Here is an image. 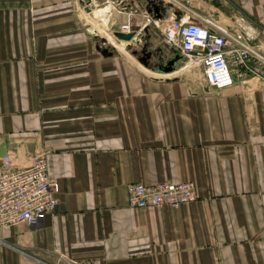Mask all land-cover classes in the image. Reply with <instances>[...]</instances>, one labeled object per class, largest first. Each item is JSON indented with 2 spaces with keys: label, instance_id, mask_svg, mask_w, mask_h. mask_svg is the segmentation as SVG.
Masks as SVG:
<instances>
[{
  "label": "crops",
  "instance_id": "obj_1",
  "mask_svg": "<svg viewBox=\"0 0 264 264\" xmlns=\"http://www.w3.org/2000/svg\"><path fill=\"white\" fill-rule=\"evenodd\" d=\"M155 1L160 17L264 33V0ZM148 5L0 0V144L20 166L44 154L60 187L51 213L0 228V264H264V82L216 92L187 77ZM126 23L142 41L114 36ZM108 36L173 69L139 68ZM160 181H191L198 198L128 206L129 184Z\"/></svg>",
  "mask_w": 264,
  "mask_h": 264
},
{
  "label": "built area",
  "instance_id": "obj_2",
  "mask_svg": "<svg viewBox=\"0 0 264 264\" xmlns=\"http://www.w3.org/2000/svg\"><path fill=\"white\" fill-rule=\"evenodd\" d=\"M145 12V24L151 23L154 18L147 7ZM159 21L164 39L187 58L186 65L201 69L206 87L219 92L241 79L257 77L264 82V33L247 29L243 17L228 27L194 13L178 19L162 16ZM122 31H130L128 23ZM13 157L9 152L0 157V228L32 223L51 213L58 202L60 187L48 173L45 155H33L24 166L14 163ZM127 194L128 206L134 209L178 208L198 198L191 181L131 183Z\"/></svg>",
  "mask_w": 264,
  "mask_h": 264
},
{
  "label": "water",
  "instance_id": "obj_3",
  "mask_svg": "<svg viewBox=\"0 0 264 264\" xmlns=\"http://www.w3.org/2000/svg\"><path fill=\"white\" fill-rule=\"evenodd\" d=\"M148 4L149 5L147 7V11L150 12V13L153 12L157 17H160L161 16L160 7L156 3V1L155 0H148ZM86 8H88L87 5H86ZM142 32L146 33L147 32V28H144ZM143 33H141V32L138 33V32H136L134 30H131L129 32L117 31V32H114V36L117 39L125 41V42H128V43L130 41H132L134 38H137V42H139V40L142 41V39H143L142 38L143 37ZM102 42L103 43H107V40L105 38H102ZM97 50L104 56H109V55L112 54V52H109L108 48H105L104 46L97 45ZM148 57H149V53L147 52V53L144 54V57H140L139 60L144 65H146ZM171 65H172V61L168 62V66H165V67H162V68H163V70H170L171 69ZM5 150H6L5 144L1 143L0 144V157L4 156L6 154Z\"/></svg>",
  "mask_w": 264,
  "mask_h": 264
},
{
  "label": "rangeland",
  "instance_id": "obj_4",
  "mask_svg": "<svg viewBox=\"0 0 264 264\" xmlns=\"http://www.w3.org/2000/svg\"><path fill=\"white\" fill-rule=\"evenodd\" d=\"M91 22V21H90ZM92 24H94L93 22H91ZM98 38H99V36H97ZM97 37H95V38H97ZM102 38H106L107 40H109L107 37H102ZM101 38V39H102ZM101 39L99 40H97V41H99L98 43H100L101 45L100 46H103V43L101 42ZM112 43H113V41H112ZM114 44V43H113ZM108 45V44H107ZM116 45V44H115ZM116 47H117V45H116ZM125 47V48H124ZM123 47V49L121 50V51H123V52H121V51H119L120 52V54H122V56H124V54H126V55H128V58H131V59H135V61H137V65H138V67L139 66H141V67H145L147 70H149V71H151V74H155L156 72H157V74L156 75H161V73L162 72H164L165 70H163V68L162 67H165V66H168V62L167 63H164V61H165V57H164V55H162V53H161V55H162V57H159V55L158 54H156V58L155 59H153V63L154 64H152V63H149V60L147 59V65H144L141 61H139V59L138 58H136L135 56H133V53L129 50V48L128 47H126V46H124ZM117 48H119V47H117ZM122 48V47H121ZM120 50V49H119ZM125 51V52H124ZM160 54V53H159ZM125 57V56H124ZM135 57V58H134ZM126 58V57H125ZM184 61H183V67H184V72H185V74H186V76L188 77V76H190V75H196V76H199V77H201L202 78V73H201V69L199 68V67H194L193 65H188V66H186L185 67V65L187 64V58H184L183 59ZM161 65V66H160ZM151 67H153V68H151ZM171 67H172V65H171ZM140 68V67H139ZM155 68H157L158 70H155ZM150 69H152V70H150ZM171 69H173V68H171ZM155 70V71H154ZM152 72H154V73H152Z\"/></svg>",
  "mask_w": 264,
  "mask_h": 264
},
{
  "label": "flooded vegetation",
  "instance_id": "obj_5",
  "mask_svg": "<svg viewBox=\"0 0 264 264\" xmlns=\"http://www.w3.org/2000/svg\"><path fill=\"white\" fill-rule=\"evenodd\" d=\"M143 51H144V52L146 51L145 53H147V52L149 53V57H148V58H150V57L154 54L153 51H151L150 49H148V47H145V46H144V47H143V50H142L141 57H144V54H145V53H144Z\"/></svg>",
  "mask_w": 264,
  "mask_h": 264
},
{
  "label": "bare ground",
  "instance_id": "obj_6",
  "mask_svg": "<svg viewBox=\"0 0 264 264\" xmlns=\"http://www.w3.org/2000/svg\"><path fill=\"white\" fill-rule=\"evenodd\" d=\"M111 38H112V37L108 36V39H109V41H110V42H112V41H113V43H114V44H116V45H117V47H119L120 49H121V47H123L122 45H119L118 43L114 42V40H113V39H111ZM106 40H107V39H106ZM124 46H125V45H124ZM186 66H188V65H186ZM186 66H185V67H186Z\"/></svg>",
  "mask_w": 264,
  "mask_h": 264
}]
</instances>
